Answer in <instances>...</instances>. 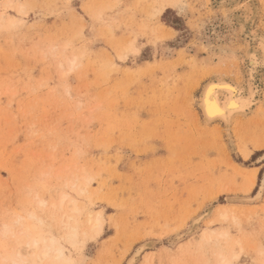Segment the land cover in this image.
Instances as JSON below:
<instances>
[{"label": "rangeland", "instance_id": "rangeland-1", "mask_svg": "<svg viewBox=\"0 0 264 264\" xmlns=\"http://www.w3.org/2000/svg\"><path fill=\"white\" fill-rule=\"evenodd\" d=\"M161 1L0 0V226L55 236L66 264H126L149 241L134 264H217L216 247L260 264L264 187L248 198L264 175V69L262 104L230 136L205 123L199 95L221 77L246 84L241 22L263 36L264 0H174L158 14ZM99 212L100 231L87 222Z\"/></svg>", "mask_w": 264, "mask_h": 264}, {"label": "bare ground", "instance_id": "bare-ground-1", "mask_svg": "<svg viewBox=\"0 0 264 264\" xmlns=\"http://www.w3.org/2000/svg\"><path fill=\"white\" fill-rule=\"evenodd\" d=\"M237 1H240V0H218V2L221 4L222 3L225 4L227 2L228 3H234V2L236 3ZM169 2H171L172 5L174 4L173 3L174 0H172V1L171 0H162L161 4H160V8L158 9L157 13H160L167 6V4ZM243 2H245V0ZM175 5H176L175 7L178 9L179 13H181L185 9V6L181 3H176ZM234 6H235V4H234ZM22 7L23 6L21 4H19V11H22ZM254 7H256L255 4H254ZM252 9H253V7H252ZM240 13H239V15H240ZM243 15H244V13H243ZM254 15H255V13H253L252 16L250 15L249 18L252 19L254 17ZM237 20L241 22V16H239L237 18ZM249 21H250V19H249ZM249 21L245 20V22L244 21L241 22L242 23V25H241L242 33L241 34H243L244 38L247 39L246 44L249 47V48L246 47V48H248V50L246 51V55L244 57V60H242V61H244L245 68H246V75H247L246 76L247 77L246 84L240 85L237 82H234L232 80H228L226 77H221L219 79L217 78V80L208 81L202 87V90H201L200 95H199V106H200V109H201L205 123H212L214 121H217V122L219 121L218 124H223L225 126L226 132L229 133V136H230V125L237 117H240L241 115H244V114H248L249 112L254 110V108L258 107L260 103L262 104L261 93L263 90V88H262L263 84L261 86L260 81H258V75L260 74L261 70L264 69V35L263 36L260 35L259 34L260 32L256 33V31L253 30L254 28L252 29L250 26V24H252V23H248ZM256 40H257L258 44H256V46H252L251 42L256 41ZM243 46H245V45L243 44ZM74 56L67 59L66 65H68L69 69L74 65V63L76 61ZM241 63H243V62H241ZM64 64L65 63H60L61 66H63ZM263 158H264V154L259 156L256 159V161H261ZM256 170L254 169V171H256ZM254 171H253V173H254ZM254 180L255 179H253L251 181V184L252 183L254 184ZM260 181H261V187H260L258 193L254 197L248 198L249 197L248 196L247 197L248 199L255 200V199L260 197L262 189L264 187V175L262 177V180H260ZM80 189L82 190L83 188L80 187ZM65 198L67 199V197L61 196L59 202L56 204H52L51 207H53V209H64V208H66V206L64 205ZM38 204L43 206V205H45V201L39 200ZM67 206H69L68 207L69 210H67L66 212H69V213L68 214L64 213V214L66 215L67 219H70L73 217L71 214L78 211L79 206L77 208V204H76V201L74 199L69 200ZM219 208L221 209V206ZM225 211L222 209V211L219 212L220 217H225L227 215ZM208 213H209V211L205 212V214L202 213L203 215L199 216L198 218H194L192 221L193 225L192 224L191 225L197 226L198 223L201 221V219H203L205 216H207ZM28 216H29V218L34 219L37 222V225H41V226H39V228L42 227L44 220L41 216H37V214L35 212H30L28 214ZM62 216H63V214H62ZM87 216H88L87 222L91 223V226L93 225V227L95 229L100 231L101 227H102V221H103L102 220V214L100 212L97 213V215L94 218V222L92 219V215H90V213H88ZM18 224L21 227V230L18 231V235L12 234L11 226H9L8 224L2 223V225L0 226V233L2 234V237H6L7 234H9L11 240L13 238L15 241H18L20 243V245L18 247H13V248H11L7 243L5 244V247L0 246V264H56L55 263L56 261H57V263L58 262H63V264L68 263V260L65 257V253L63 252V247L60 244L58 238H56L55 236H53L51 234L46 235L45 233H43L42 230H40V232H36L35 230H33V228L31 230L29 225L26 226L25 225L26 223L23 224V221H22V223L18 221ZM70 224L73 225L72 222ZM67 226H68V230H69V225H67ZM76 228L75 227L70 228L71 232H70V235H67L68 238H71L73 235L76 234ZM213 231H207V232L204 231L202 236L198 240V246H202L201 245L202 243H205V242L207 243L210 240L211 235L213 234ZM32 232H34V233H32ZM65 234H67V233H65ZM217 234H218L217 236L228 237V233L226 231H221ZM150 242L151 241H149V243H145V244L137 247L136 250L133 251V254L128 257L129 260L127 259L128 261L126 264L136 263L138 257H140V254L142 253V251L146 247H149V246L151 247ZM234 243L238 244L239 242L235 241ZM237 247H239V246H237ZM240 249L241 248H238V251L233 249L231 251V253L229 255H227L222 248L218 249L216 247L214 250V254H215L217 264H232L233 261L238 258ZM148 256L150 258H147V260H151L152 255H148ZM153 257H154V255H153ZM259 263L264 264V249L261 250V260L259 261Z\"/></svg>", "mask_w": 264, "mask_h": 264}, {"label": "crops", "instance_id": "crops-1", "mask_svg": "<svg viewBox=\"0 0 264 264\" xmlns=\"http://www.w3.org/2000/svg\"><path fill=\"white\" fill-rule=\"evenodd\" d=\"M240 1H244V0H240ZM246 1V0H245ZM170 9V7L168 6H166L160 13H158V14H162L165 10H167V9ZM176 10L178 11V9L176 8ZM185 10H186V7H185V9L181 12V13H179V11H178V14H182L183 12H185ZM168 28H169V30H172V31H175V29L174 28H171V27H169V26H167Z\"/></svg>", "mask_w": 264, "mask_h": 264}, {"label": "trees", "instance_id": "trees-1", "mask_svg": "<svg viewBox=\"0 0 264 264\" xmlns=\"http://www.w3.org/2000/svg\"><path fill=\"white\" fill-rule=\"evenodd\" d=\"M166 12V11H165Z\"/></svg>", "mask_w": 264, "mask_h": 264}]
</instances>
